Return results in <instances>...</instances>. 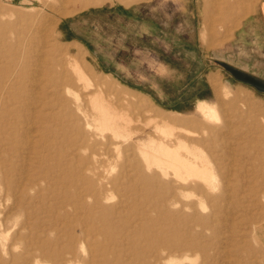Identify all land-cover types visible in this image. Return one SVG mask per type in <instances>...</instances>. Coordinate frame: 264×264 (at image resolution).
Returning a JSON list of instances; mask_svg holds the SVG:
<instances>
[{
	"label": "rangeland",
	"instance_id": "1",
	"mask_svg": "<svg viewBox=\"0 0 264 264\" xmlns=\"http://www.w3.org/2000/svg\"><path fill=\"white\" fill-rule=\"evenodd\" d=\"M125 1L0 0V264H264L261 0L230 37L231 0ZM158 146L208 157L209 186L147 168Z\"/></svg>",
	"mask_w": 264,
	"mask_h": 264
},
{
	"label": "bare ground",
	"instance_id": "2",
	"mask_svg": "<svg viewBox=\"0 0 264 264\" xmlns=\"http://www.w3.org/2000/svg\"><path fill=\"white\" fill-rule=\"evenodd\" d=\"M60 1V0H59ZM72 3V2H71ZM73 5V4H72ZM233 27H236V25L235 26H233ZM30 30V29H29ZM28 30V31H29ZM27 31V32H28ZM30 32V31H29ZM31 33V32H30ZM27 35H29V33L27 34ZM26 35V36H27ZM32 35V34H31ZM230 35V34H229ZM203 36V35H202ZM28 37V36H27ZM31 37H33V36H31ZM31 37H28L29 39L31 38ZM28 39V40H29ZM39 39V38H38ZM36 40V39H35ZM23 41H24V39H23ZM25 41H26V39H25ZM30 42V41H29ZM25 43V42H24ZM32 43V42H31ZM34 43V42H33ZM41 43H45V39L44 40H42L41 41ZM30 44V43H29ZM36 44H37V42H36ZM39 44V43H38ZM20 45V44H19ZM22 46H23V42H22V44H21ZM45 45H46V43H45ZM21 46V47H22ZM27 46H29V45H27ZM39 47H40V45H39ZM24 48V47H23ZM31 48V47H30ZM26 49H28V47L26 48ZM34 49V48H33ZM23 50V49H22ZM36 50V49H35ZM11 51V50H10ZM28 51V50H27ZM37 51V50H36ZM30 52V51H29ZM35 52V51H34ZM13 53V52H12ZM28 53V52H27ZM35 54V53H34ZM37 54V53H36ZM21 55V54H20ZM33 55V54H32ZM31 56V55H30ZM38 56V55H37ZM21 57H22V55H21ZM27 58V57H26ZM33 58H34V56H33ZM32 59V58H31ZM6 60H7V58H6ZM30 60V59H29ZM15 61V60H14ZM27 61V60H26ZM32 61V60H31ZM34 61V60H33ZM74 61H75V59H74ZM6 62V61H5ZM20 62V61H19ZM33 63V62H32ZM31 63V64H32ZM84 65V64H83ZM40 66V65H39ZM52 66V65H51ZM82 66V65H81ZM47 67H49V66H47ZM47 67H45L46 69H47ZM79 67H80V65H79ZM45 68H43V69H45ZM50 68V67H49ZM53 68V67H52ZM78 68V67H77ZM81 68V67H80ZM31 69H32V65H31ZM46 69H45V71H46ZM82 69V68H81ZM36 70L37 69H35V72H36ZM52 70V69H51ZM78 70H79V68H78ZM26 71V70H25ZM83 71V70H82ZM44 72V71H43ZM42 72V73H43ZM86 73V72H85ZM13 74V73H12ZM31 74V73H30ZM44 74H46V72L44 73ZM48 74V73H47ZM29 75V74H28ZM34 75V74H33ZM42 75V74H41ZM55 75V74H54ZM83 75H84V72H83ZM48 76V75H47ZM58 76V75H57ZM79 76V75H78ZM81 76V75H80ZM45 77V76H44ZM55 77V76H54ZM68 77V76H67ZM31 78V77H30ZM46 78V77H45ZM62 78H63V76H62ZM28 79V78H27ZM36 79V78H35ZM66 79V78H65ZM65 79H63V80H65ZM10 80V79H9ZM29 80V79H28ZM40 80H41V78H40ZM51 80V79H50ZM218 79H217V77L216 78H211V83H212V86H215V84H216V81H217ZM88 81V80H87ZM43 82V81H42ZM41 82V83H42ZM44 82H46V81H44ZM25 84V83H24ZM27 84V83H26ZM30 84H31V82H30ZM40 85V84H39ZM46 85V84H45ZM29 86V85H28ZM44 86V85H43ZM49 86V85H48ZM61 87V86H60ZM5 88V87H4ZM4 88H3V90H4ZM40 88H41V86H40ZM43 88V87H42ZM59 88V87H58ZM67 88H69V87H67ZM66 89V88H65ZM60 91V90H59ZM229 92L231 93V91H229V89H225V91H224V93L225 94H223L225 97L229 94ZM43 93H44V91H43ZM52 95V94H51ZM50 95V96H51ZM54 95V94H53ZM48 97V96H47ZM46 97V98H47ZM50 98V97H49ZM55 98V97H54ZM250 98V97H249ZM219 99H221V97H218V99L217 100H219ZM46 101V100H45ZM57 102V101H56ZM81 103V102H80ZM49 104V103H48ZM76 105V104H75ZM49 106V105H48ZM82 107H83V105H82ZM99 108L101 109V105L99 106ZM217 107H215L214 105H208V106H206V107H204V110H203V115L205 116V117H207V118H210V117H213L214 116V114H215V112H216V109ZM254 109H255V112H257V115H259V114H261V113H263V111H264V109L262 108V107H257V106H255L254 107ZM103 111V110H102ZM163 117V116H162ZM161 117V118H162ZM160 118V119H161ZM162 120H167V121H170V119H167L166 117H164V118H162ZM164 121H162V122H164ZM244 127V126H243ZM104 128H105V130L106 129H109L110 130V132H111V137H114V138H117L118 136H119V131L118 130H116V129H113V128H107V127H103V125H101V127H99V131H100V138L101 137H104L105 139V142L104 143H102V142H100L99 143V141H98V144H100V145H102V147H100V148H96V146H94V145H91L90 146V148H91V153H90V155L92 156V161H93V164L91 165V169L93 170V172H95L96 173V175H98V176H100V177H102V173L100 172V168H102L103 167V164H104V158L105 157H107V147H108V144H110L111 142H110V138H108V136H105L104 135ZM30 133V132H29ZM220 133H217V135H219ZM244 135H245V133L244 132H241V135L239 136V139H241L242 137H244ZM247 136V135H246ZM252 136V135H251ZM124 138V137H123ZM129 139H130V137H128ZM220 137L218 136V139H219ZM248 138V137H247ZM244 139H245V137H244ZM124 140H126L125 138H124ZM200 141V140H199ZM203 141V140H202ZM220 141V140H219ZM68 143V142H67ZM132 143V142H131ZM69 145V144H68ZM112 145H113V150H114V152H118V148H119V144L117 143V142H113L112 143ZM151 145V144H150ZM168 146V145H167ZM187 146V145H186ZM151 147V146H150ZM154 147V146H153ZM159 148H157L155 151H153V152H151V154L150 153H148L149 151L148 150H146L147 151V154L145 155V157H144V164L146 165V167L147 166H149L150 164H151V162L152 163H154L156 166H158L159 168H160V170H161V168H162V170L163 171H165V168H167L168 167V169L169 168H171V169H173L174 171H172V172H175L176 173V176L177 177H180V179H178V180H182L184 177H182V174L184 173V174H187V175H195V176H197L200 180H201V182L203 183V184H205V185H207V187L209 186V184H210V182H209V177H210V172L212 171L209 167H207V165L209 164L208 163V157H207V159H206V156H201L200 154L198 155V154H193V160H189L188 158H185L186 156H184V157H182L181 155H179V153L178 154H172V153H169L168 152V150H167V152H166V154H163V153H161L160 152V149L162 148L161 146H158ZM169 147V146H168ZM171 147H173V146H171ZM152 148V147H151ZM155 148V147H154ZM163 149V148H162ZM227 149V150H226ZM229 148H228V146H227V144H222V143H219L218 144V148H216V149H214L213 150V161L212 162H214V168H215V170H216V172H217V174H221L220 173V171H219V168H221L222 167V164H224L223 162V155L224 154H222V153H220V152H223V151H226L227 153H229V150H228ZM172 150V149H171ZM189 150V149H188ZM178 152V151H177ZM188 152V151H187ZM191 153V152H190ZM189 153V154H190ZM217 153H219L218 155H216L215 156V154H217ZM244 156V155H243ZM192 158V157H191ZM246 158H247V156H246ZM245 159V158H244ZM210 160V159H209ZM240 161V160H239ZM244 162V161H243ZM245 163V162H244ZM243 163V164H244ZM226 164V163H225ZM237 164H239L241 167L243 166V164H241V162H238ZM152 165V164H151ZM227 166H228V169H230V170H228L227 169V173L225 174V176L223 177V178H225V182L226 181H230L229 180V177L227 178V176H229L230 174H233V172H231L232 171V169H231V167L233 166V163L232 162H229V164H226ZM153 166V165H152ZM155 166V167H156ZM209 166V165H208ZM151 167V166H150ZM211 167V166H210ZM148 168V167H147ZM158 168V169H159ZM163 173H167V170L165 171V172H163ZM162 173V174H163ZM175 175V174H174ZM220 176H223V175H220ZM186 177H188V176H186ZM190 177V176H189ZM213 177V176H212ZM191 178V177H190ZM194 178V177H193ZM110 185L112 184V180L111 181H107ZM186 182V181H185ZM227 185V184H226ZM239 184H238V182H234L233 183V185L231 186L232 187V189H234V190H238V191H242V187H240V185L238 186ZM199 186V185H198ZM211 186V185H210ZM226 187V190H229L228 188H227V186H225ZM215 188V187H214ZM213 187H212V189H214ZM210 189V188H209ZM234 194H235V197L237 198L238 197V195H237V193H235V192H233ZM185 194H186V192H185ZM191 194V193H190ZM225 194V193H224ZM232 194V193H231ZM193 195V194H192ZM195 195V194H194ZM231 196H233V195H231ZM199 197V196H198ZM215 199H220V196L219 195H216V196H213ZM223 198V197H222ZM226 198V197H225ZM227 198H229V197H227ZM157 199V198H156ZM230 200V199H229ZM239 201V198H237L235 201H233L234 203L235 202H238ZM217 202V201H216ZM202 204V203H201ZM213 204H215V203H213ZM237 204V203H236ZM203 205V204H202ZM217 206V205H216ZM99 207H101V206H99ZM217 207H219V205L217 206ZM214 208V207H213ZM219 210V209H218ZM207 227V226H206ZM165 228V227H164ZM208 229V228H207ZM175 230H172V235L174 236L175 234H176V232H174ZM190 232V230L188 229L187 231H186V233L185 234H190L189 233ZM214 231H211L210 232V234H211V236H213L214 234ZM210 237V236H209ZM29 240V239H28ZM168 243V242H167ZM193 244V243H192ZM191 244V245H192ZM169 245H171L170 243H169ZM169 245H168V248H169ZM37 246V245H36ZM182 248V247H181ZM184 256V255H183ZM33 257V256H32ZM34 259H35V264H40L39 263V259L35 256L34 257Z\"/></svg>",
	"mask_w": 264,
	"mask_h": 264
},
{
	"label": "crops",
	"instance_id": "3",
	"mask_svg": "<svg viewBox=\"0 0 264 264\" xmlns=\"http://www.w3.org/2000/svg\"><path fill=\"white\" fill-rule=\"evenodd\" d=\"M113 1L114 0H110V2H113ZM117 1H119V2H121L123 4H125V5H128V4L132 3V2H135V1L127 2L125 0H117ZM258 1L259 0H236V1L231 0V2L229 4V5H231V7H229V5L227 7V4H225L226 5V8H225L226 10L224 11L225 12V18H224L223 22L225 24V28H226L227 31L229 29L232 30L230 35L232 34V32H233V30L235 28V27H233V25L235 23H237V26H238L240 24V22H241V20L239 21V19L243 18L249 12L254 11ZM235 6H237V7H235ZM259 10H260L261 18L263 19V22H264V0L260 1ZM202 31H203V24H202L201 32ZM230 35L228 37H230ZM206 39H208V37ZM219 41H220V38L218 36H216V37H213V38H209L207 44L216 45L217 42H219ZM218 44H222V42L218 43ZM198 100H201V99H198ZM198 100H197V102H198Z\"/></svg>",
	"mask_w": 264,
	"mask_h": 264
}]
</instances>
